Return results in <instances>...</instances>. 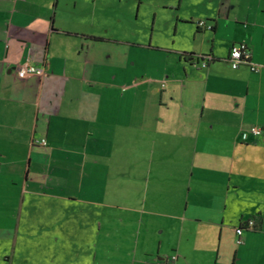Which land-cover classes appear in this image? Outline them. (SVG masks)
<instances>
[{
    "label": "crops",
    "instance_id": "obj_1",
    "mask_svg": "<svg viewBox=\"0 0 264 264\" xmlns=\"http://www.w3.org/2000/svg\"><path fill=\"white\" fill-rule=\"evenodd\" d=\"M198 1L210 5L191 17L200 44L175 56L124 37L140 29L124 0H0V241L10 243L0 264L16 263L25 212L82 202L100 216L89 222L93 246L104 221L131 219L132 264L173 253L175 264H264V0ZM240 42L259 71L231 65ZM205 54L214 57L206 67L189 57ZM27 61L44 74L20 78ZM126 126L133 137L119 134ZM43 137L46 146L33 143ZM120 138L131 140L132 174L115 181ZM115 182L121 204L108 202ZM82 250L71 264H94L97 252Z\"/></svg>",
    "mask_w": 264,
    "mask_h": 264
},
{
    "label": "rangeland",
    "instance_id": "obj_2",
    "mask_svg": "<svg viewBox=\"0 0 264 264\" xmlns=\"http://www.w3.org/2000/svg\"><path fill=\"white\" fill-rule=\"evenodd\" d=\"M124 2L125 9L131 11V20L140 26L138 32L125 34L124 37L134 38L144 43H148L152 39L155 44L172 49L175 56L183 49L197 48L199 46L200 37L198 34L197 37L199 38H195L196 26L191 22V17L206 13L210 7L209 4L206 6L198 4V0H183L181 5L179 0H124ZM139 5L140 9L138 11ZM166 54V50L159 52L160 56ZM154 62V57H151V61H147V66H152ZM119 134L126 138L134 136L133 130L127 126L120 129ZM152 136L158 137V134L155 132ZM144 137L141 142L145 145V150L148 151L150 150L148 132L145 131ZM168 137L167 139L172 140L173 143L178 139L174 135ZM161 139L158 137L159 143H161ZM121 141L122 138L119 139L117 146H114L113 149L115 150L112 154V158L117 157L116 159L119 160L118 164H115L113 169H110L113 172L115 181L125 179L126 174L124 172H128V176L132 174L131 162L125 161H131V140L129 142L126 140L124 144H121ZM42 148L44 147H39V149ZM117 151H119V155L116 153ZM124 154H130L128 156L129 159H124ZM117 184V182L110 184L108 202L121 204L124 201L122 194L126 190L125 186ZM33 186H36L35 189L39 188V185ZM163 187L165 186L163 185ZM115 191L120 194H114ZM163 197L170 199L171 194H166ZM92 199L93 197L89 200ZM172 199L179 201L180 195H173ZM74 205L71 210H65L64 206L57 208L56 205L54 209L45 206L38 211L33 212L31 209L29 212H25L24 219L27 217L29 224L21 228L24 238L23 242H20L17 246L19 256L16 258V263L21 261V264H71L73 260L70 255L77 253V251L83 254L82 249L87 247V249L97 252V259L94 264H132L131 258L136 229L131 219H126L123 225L113 220L108 221V223L104 221L106 228L99 233L97 245L93 246L89 239V232L93 227H90L89 222L91 221L93 224L100 216L96 215L97 212L89 215L90 205L87 203L82 202ZM70 212V217L72 218H69ZM111 212L113 213V210H107L105 215H108V213L112 214ZM115 213L117 214L118 212ZM122 213L126 214L125 211L120 214ZM128 215H124V217ZM41 219H44L45 226H42ZM236 244H239L237 239ZM9 246L10 243L8 241H0V253L8 251ZM76 260L75 264L84 263V260L79 257ZM89 263L87 260V264Z\"/></svg>",
    "mask_w": 264,
    "mask_h": 264
},
{
    "label": "built area",
    "instance_id": "obj_3",
    "mask_svg": "<svg viewBox=\"0 0 264 264\" xmlns=\"http://www.w3.org/2000/svg\"><path fill=\"white\" fill-rule=\"evenodd\" d=\"M201 25H205L204 22L200 23ZM211 28V26H208ZM193 59L200 63L202 67H206L208 65V60L211 59L210 54L205 55H196L193 56ZM228 60L230 61L233 68L240 67L243 63H248L251 65L252 70L259 71L260 66L258 64H254L251 61V50L249 46L245 42H240L238 44H235L230 51V54L228 56ZM17 74L20 78H26L31 75H43L44 69L42 67H38L34 64H32L30 61L25 62L22 66H20L17 70ZM251 132L255 135L261 134V129L259 127H252ZM34 144L46 146L48 144V141L45 137L38 138L33 141ZM255 226V220L249 219L245 222H243L241 225H239L236 229L237 232V242L240 244L242 243V235L245 229L252 228ZM178 259V254L173 253L170 256H168L163 264H175Z\"/></svg>",
    "mask_w": 264,
    "mask_h": 264
},
{
    "label": "trees",
    "instance_id": "obj_4",
    "mask_svg": "<svg viewBox=\"0 0 264 264\" xmlns=\"http://www.w3.org/2000/svg\"><path fill=\"white\" fill-rule=\"evenodd\" d=\"M200 23H201V22H197V29H201V27H203V25H201ZM211 29H214V26H211ZM189 57H190V59H193V56H192V55H190ZM212 60H214V57L211 55V59L208 60V64H209V62L212 61Z\"/></svg>",
    "mask_w": 264,
    "mask_h": 264
},
{
    "label": "flooded vegetation",
    "instance_id": "obj_5",
    "mask_svg": "<svg viewBox=\"0 0 264 264\" xmlns=\"http://www.w3.org/2000/svg\"><path fill=\"white\" fill-rule=\"evenodd\" d=\"M165 259H166V258L163 259L162 264H163V262L165 261Z\"/></svg>",
    "mask_w": 264,
    "mask_h": 264
}]
</instances>
